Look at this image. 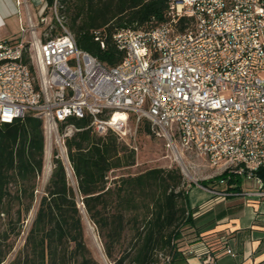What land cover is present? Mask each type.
I'll return each mask as SVG.
<instances>
[{
  "label": "built area",
  "instance_id": "built-area-1",
  "mask_svg": "<svg viewBox=\"0 0 264 264\" xmlns=\"http://www.w3.org/2000/svg\"><path fill=\"white\" fill-rule=\"evenodd\" d=\"M29 2L40 7L38 16L26 12L19 37L0 40V123L29 114L42 119L45 171L52 169L47 146L54 139L55 157L67 179L73 175L65 139L78 129L66 123L69 117L89 116L96 134L112 131L131 148L129 120L145 118L170 150H190L225 172L212 187L193 182L209 194L197 212L230 195L264 203V0H172L164 24L114 35L125 52L114 66L77 48L58 12L62 0L18 5ZM236 178L240 188L229 189ZM221 240L215 254L203 255L202 243L183 254L215 264L222 254L234 255L228 236Z\"/></svg>",
  "mask_w": 264,
  "mask_h": 264
},
{
  "label": "trees",
  "instance_id": "trees-1",
  "mask_svg": "<svg viewBox=\"0 0 264 264\" xmlns=\"http://www.w3.org/2000/svg\"><path fill=\"white\" fill-rule=\"evenodd\" d=\"M171 1L69 0V29L77 48L114 66L125 55L114 35L164 24ZM186 21L180 20L177 28L183 29ZM66 123L78 129L65 139L76 184L68 182L61 160L55 158L24 240L14 252L35 201L36 178L45 166V135L42 119L34 115L0 123V264H101L86 241L84 219L94 227L105 264H159L168 256L172 264L185 257L188 245L202 243L203 255L223 246V232L190 230L191 210L177 168H151L109 182L110 171L134 164V150L112 131L96 134L89 116L69 117ZM150 126L146 122L152 133ZM223 176L225 172L200 184L212 187ZM231 183L240 188L239 178L228 181L229 189Z\"/></svg>",
  "mask_w": 264,
  "mask_h": 264
},
{
  "label": "crops",
  "instance_id": "crops-1",
  "mask_svg": "<svg viewBox=\"0 0 264 264\" xmlns=\"http://www.w3.org/2000/svg\"><path fill=\"white\" fill-rule=\"evenodd\" d=\"M39 9L33 2L25 8L18 5V0H0V40L18 38L19 23L25 13L36 18ZM186 192L193 224L190 230L194 234L223 232L228 236L234 255L222 254L215 264H264V203L230 195L197 212V206L209 198L208 192L195 184ZM172 264H199V259L179 257Z\"/></svg>",
  "mask_w": 264,
  "mask_h": 264
},
{
  "label": "rangeland",
  "instance_id": "rangeland-1",
  "mask_svg": "<svg viewBox=\"0 0 264 264\" xmlns=\"http://www.w3.org/2000/svg\"><path fill=\"white\" fill-rule=\"evenodd\" d=\"M62 2L64 8L59 10L58 12H60V14L62 15L63 24L70 31L69 0H62ZM52 25H53L52 34L53 35L58 34L59 27L54 19H52ZM141 120L137 123L135 119L131 117L127 127L130 133L129 144L132 145V147H134L132 148L135 153L134 164L124 169L110 171L108 173L109 182H112L113 179L121 175H127V174L135 175L151 168H165V169L177 168L182 174L181 188L184 189V191H187L191 186H193L194 181L200 183L201 181H205L219 175V171L217 169L210 167L205 159L198 156L194 152L180 148H178L177 150H170L168 147H166L165 141L162 138L156 136V134H154L153 132L149 133L146 131L145 124L146 122H148V120L145 118H143L142 122ZM61 132L62 130L60 129V133ZM47 150H48L47 159L49 160L48 165L51 164V166L53 167V160L56 158L55 155L60 154L59 146L56 144L54 139L51 141L50 144H48ZM58 159L60 160V157ZM45 163H46V157H45ZM50 172H51L50 168H48L47 171H45L43 168L42 174H40L36 178V190L34 192L35 201L33 207L31 208V210L28 212V214L24 219L21 233L15 239V246L13 252L18 248V246L22 244L24 240L25 234L34 216L37 206V201L40 195L43 193V189L50 175ZM68 182L73 186L76 184L73 175L71 176L69 175ZM78 206L81 208V210L83 209L79 197H78ZM84 222H85L86 241L89 247L91 248L94 256L101 262V264H105L98 251V246H97L98 240L96 241L94 227L87 219H84Z\"/></svg>",
  "mask_w": 264,
  "mask_h": 264
},
{
  "label": "water",
  "instance_id": "water-1",
  "mask_svg": "<svg viewBox=\"0 0 264 264\" xmlns=\"http://www.w3.org/2000/svg\"><path fill=\"white\" fill-rule=\"evenodd\" d=\"M96 241H97V238H96ZM97 246H98V248L100 249V246H99L98 242H97Z\"/></svg>",
  "mask_w": 264,
  "mask_h": 264
}]
</instances>
